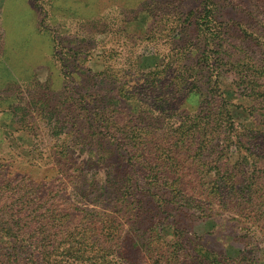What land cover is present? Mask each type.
I'll use <instances>...</instances> for the list:
<instances>
[{
  "label": "rangeland",
  "instance_id": "obj_1",
  "mask_svg": "<svg viewBox=\"0 0 264 264\" xmlns=\"http://www.w3.org/2000/svg\"><path fill=\"white\" fill-rule=\"evenodd\" d=\"M202 1L0 0V264H264V0Z\"/></svg>",
  "mask_w": 264,
  "mask_h": 264
},
{
  "label": "trees",
  "instance_id": "obj_2",
  "mask_svg": "<svg viewBox=\"0 0 264 264\" xmlns=\"http://www.w3.org/2000/svg\"><path fill=\"white\" fill-rule=\"evenodd\" d=\"M200 6H201L200 11L197 13L194 19L195 26L201 27V25L203 26L206 25L205 30L203 32L207 33L206 34L208 35L207 37L217 38L219 41H217L215 44L216 46L217 44H220L222 48L223 46L221 43L224 41V37L227 36L228 32L230 30H233L234 27L240 26V28H242L241 23H238V22L235 23L232 17H229V16L227 17V15L230 12L226 10L227 7H224L223 5H221L219 1L217 0H203ZM232 9L233 8H231L230 11H232ZM189 25H192V22H189ZM209 45H210V42L205 41V50H207V46ZM205 53H204V57H205V60H207V66L208 65L210 66V63H209L210 58H206ZM223 56H225V52H223ZM220 58L222 57H217V59H220ZM220 61H221L220 63L223 64L222 66H228V65L233 66L235 64L234 62H231L230 59L223 58ZM12 69L15 71V67L12 66ZM218 75H220V73H218ZM240 78H242V76H240ZM130 248H131V245L126 247V249L125 247H123V250L125 249L123 251V255L127 254L129 256ZM205 252L207 253L201 254L200 256L203 260L205 259V262H207L206 259L208 260V263L206 264H219V262H217V260L210 255V251L205 250Z\"/></svg>",
  "mask_w": 264,
  "mask_h": 264
}]
</instances>
